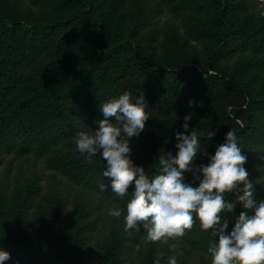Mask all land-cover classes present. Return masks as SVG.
Listing matches in <instances>:
<instances>
[{
  "label": "trees",
  "instance_id": "16d2710c",
  "mask_svg": "<svg viewBox=\"0 0 264 264\" xmlns=\"http://www.w3.org/2000/svg\"><path fill=\"white\" fill-rule=\"evenodd\" d=\"M259 5L264 0H105V7L100 0H0V162L32 158L63 182L48 193L35 183L8 218L0 210V248L11 253L5 264H137L143 232L126 233L123 215L117 223L108 214L129 197L101 192L104 161L96 156L89 163L75 147L76 133L102 118L100 103L125 90L143 93L147 102L149 116L131 155L149 180L156 159L175 155L172 134L184 131L191 113L190 130H217L211 142L202 138L209 152L235 129L255 194L264 198V96L238 78L264 73ZM235 11L244 14L240 24ZM160 35L170 42L159 44L162 58L155 49ZM22 78L28 82L15 91ZM9 189L0 185V208ZM38 199L50 203L52 218L32 239L20 225ZM210 239L197 221L167 242L211 264ZM158 251L152 243L150 262Z\"/></svg>",
  "mask_w": 264,
  "mask_h": 264
},
{
  "label": "clouds",
  "instance_id": "9594fccd",
  "mask_svg": "<svg viewBox=\"0 0 264 264\" xmlns=\"http://www.w3.org/2000/svg\"><path fill=\"white\" fill-rule=\"evenodd\" d=\"M146 107L143 93L125 90L100 103L102 118L94 121L95 128L75 135L76 150L89 163L96 156L104 161L102 177L107 182L99 184L100 191L110 190L120 200L129 197L123 208L111 207L108 214L123 215L124 231H142L146 242L183 237L198 221L213 238L207 248L211 264H264V198L255 194L246 168L248 156L235 129L230 128L214 152H209L202 147V138L211 142L217 130H190L192 115H185L184 131L172 134L175 155L156 159L155 177L149 180L131 155L132 139L145 129ZM227 193H234V199H227ZM10 257L9 251L0 248V264ZM153 264L162 261L156 258ZM167 264H178L175 254L167 257Z\"/></svg>",
  "mask_w": 264,
  "mask_h": 264
},
{
  "label": "rangeland",
  "instance_id": "374dc122",
  "mask_svg": "<svg viewBox=\"0 0 264 264\" xmlns=\"http://www.w3.org/2000/svg\"><path fill=\"white\" fill-rule=\"evenodd\" d=\"M105 7V0H100ZM124 10H128V5L124 7ZM257 14H261L256 18L255 23L262 22L263 13H264V5H259L256 9ZM244 14H239L237 11L233 13V20L235 24H240ZM128 25V22H125V26ZM165 44L168 48H170V42L164 35H160L158 37V44L156 46V53L162 58L164 55L162 51L159 49V44ZM193 46L199 48L198 45L192 43ZM166 56H172V53L169 49L168 54ZM238 78L246 83L247 88L250 93L258 94L264 96V73L261 72H242L238 75ZM26 78H22L19 82L14 85L15 91L19 90V87L23 85V83H27ZM95 158V157H93ZM41 184L45 192L48 193L47 188L52 184L55 187L63 184L59 178H56L50 174L48 170L42 167L41 161H36L32 158L21 159V158H12L7 157L0 162V185H9V194L8 201L5 207H1L0 210L2 215L6 218L11 216V207L14 203L19 201L22 197L25 196L27 190L32 187ZM42 191V193H45ZM41 199L35 202L36 207L32 212L30 219L22 223L20 225V229L25 231L30 238H35L38 232L39 226L41 223L48 225L51 222L52 218V210L50 209V203L46 202L45 205H41ZM121 217L116 218V222L119 223L121 221ZM107 221V220H106ZM105 221V222H106ZM124 222V220L122 221ZM109 222H107V225ZM61 230L60 232H62ZM142 240V251L139 255V260L137 259V264H153L150 262L151 255L150 245L153 243L156 245V248L159 250L157 254V258L161 259L162 264H167V257L169 255L175 254L178 260V264H198L199 258L193 253L188 254L180 250H184L185 247H175V249H170L169 245L171 243L164 241H154V242H146L144 238V234H141ZM94 259H97L93 256Z\"/></svg>",
  "mask_w": 264,
  "mask_h": 264
}]
</instances>
